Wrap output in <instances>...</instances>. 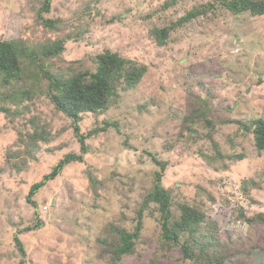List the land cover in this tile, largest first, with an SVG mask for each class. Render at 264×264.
I'll list each match as a JSON object with an SVG mask.
<instances>
[{
    "label": "rangeland",
    "instance_id": "rangeland-1",
    "mask_svg": "<svg viewBox=\"0 0 264 264\" xmlns=\"http://www.w3.org/2000/svg\"><path fill=\"white\" fill-rule=\"evenodd\" d=\"M44 2L0 0V39L32 46L65 39L63 53L47 64L54 74L95 71L105 51L148 71L109 110L83 114L84 134L106 121L118 127L87 139L84 161L47 182L33 198L37 208L27 202L32 185L66 155L81 153L73 124L52 105L45 82L28 116L0 113V264H196L162 237L157 205L144 208L162 171L153 156L166 163L174 217L187 202L216 225L224 250L213 255H231L225 264H264V226L246 220L264 212V150L243 126L264 119V15L234 16L215 0H51L43 14L59 22L51 29L38 18ZM211 2L214 12L174 28L158 45L154 28ZM34 131L50 142L31 155ZM141 208L135 253L116 260V230L135 232Z\"/></svg>",
    "mask_w": 264,
    "mask_h": 264
},
{
    "label": "trees",
    "instance_id": "trees-1",
    "mask_svg": "<svg viewBox=\"0 0 264 264\" xmlns=\"http://www.w3.org/2000/svg\"><path fill=\"white\" fill-rule=\"evenodd\" d=\"M215 1L226 12L234 16L244 13H250L252 16L264 15V0ZM215 9L216 6L213 2L195 6L173 25L154 28L152 36L159 46H164L174 28L182 27L184 23H189L202 15H208ZM50 12L51 0H45L38 13V18L42 20L44 26L56 29L59 25L57 20L44 19L43 17V14ZM65 43V39H60L32 46L22 39H0V113L12 116L13 119L28 116L31 111L30 101L33 100L34 94L42 89L39 84L45 82L50 102L57 111L71 120L75 136L80 143V154L66 155L53 167L50 173L44 175L42 181L32 185L27 195V202L35 208L38 205L33 198L47 182L56 179L68 165L84 161L85 155L89 152L87 139L97 135L100 131H106L111 125L118 127L116 123L106 121L102 128H96L88 134H84L80 127L83 114H99L109 110L111 105L120 98L121 90H129L139 85L148 71L146 65L123 57L117 52L105 51L95 57L97 65L95 71L71 72L68 76L54 74L47 68V64L50 59L63 53ZM8 102L15 104L17 108L7 107ZM194 116H198V114ZM206 122L211 124L209 120ZM237 122L242 123L241 121ZM252 123L253 128L246 124L243 126L247 131L253 133L255 145L259 151H262L264 150V119L260 118ZM30 138L33 145L29 148L32 150H28L27 154L31 155L39 148L40 142H50V138L39 131H34ZM237 157L241 159L242 155ZM7 158H11L10 154L7 155ZM153 160L162 168V171H157L155 174L156 183L146 196L144 208L149 204L157 205L162 220V237L166 243L181 246L185 258L196 264H225L231 255H221L224 246L217 235L218 229L216 225H211L208 222L201 209L182 202L178 205L180 217H174L172 193L163 186V172L166 170V163L159 161L155 156H153ZM143 212L144 209L141 208L139 211L140 222L135 232L129 233L124 229L116 230L119 234V242L111 247L116 260H119L123 255L135 253L134 239L140 236ZM246 220L264 226V212L256 214L253 219ZM39 225L36 224L34 227ZM30 229L33 227H27V230ZM184 234H189V238L182 241ZM15 241L22 256L25 257L26 253L20 239L16 237ZM213 248H217L221 253L213 255L210 251ZM20 264H25V261L22 260Z\"/></svg>",
    "mask_w": 264,
    "mask_h": 264
}]
</instances>
